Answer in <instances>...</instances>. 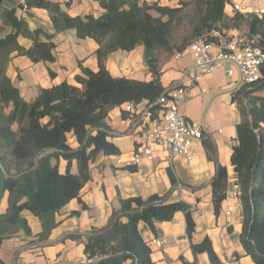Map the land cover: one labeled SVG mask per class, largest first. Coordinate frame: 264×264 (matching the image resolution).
<instances>
[{
  "label": "trees",
  "instance_id": "16d2710c",
  "mask_svg": "<svg viewBox=\"0 0 264 264\" xmlns=\"http://www.w3.org/2000/svg\"><path fill=\"white\" fill-rule=\"evenodd\" d=\"M96 1L103 15L72 18L50 1L26 0L28 8L49 12L53 34L38 31L29 35L15 11L4 13L5 26L12 32L0 38V205L9 194L7 212L0 214L1 242L20 233L31 235L22 216L24 211L41 221L38 241L48 240L57 227V213L72 200H80L81 191L91 180V163L101 154H120L108 141L109 110L130 102L155 101L164 90L163 67L177 52L185 51L195 40L213 41L209 37L213 31L243 27L264 51V16L237 13L230 18L225 13V0H179L180 7L174 9L140 0ZM69 30L76 31L80 39L97 42L99 69L91 71L81 65L82 73L75 77L74 84L64 82L42 89L35 100L26 102L6 74L12 53L27 56L34 63L53 62V38ZM22 34L34 39L31 49L19 46ZM40 35L47 41H40ZM140 46L144 47V60L153 80L112 77L107 70L108 57ZM234 101L243 109L231 156L245 217L240 238L254 263L264 264V71L262 79L242 88ZM71 137L78 144L76 148L70 144ZM61 160L67 164L65 173L59 170ZM75 163L77 173L72 171ZM212 187L215 210L219 212L228 190L227 168L218 165ZM178 212L186 213L187 232L192 236L195 223L186 204H165L159 196L121 199L109 226L94 229L87 236L85 254L102 258L95 264H123L129 260L133 264H151V251L139 233V224L146 223L155 230L156 223L171 222ZM193 250L207 251L212 264H220L208 239L193 245ZM0 264H4L1 259Z\"/></svg>",
  "mask_w": 264,
  "mask_h": 264
},
{
  "label": "crops",
  "instance_id": "0c3cea01",
  "mask_svg": "<svg viewBox=\"0 0 264 264\" xmlns=\"http://www.w3.org/2000/svg\"><path fill=\"white\" fill-rule=\"evenodd\" d=\"M47 1L59 5L72 18L87 15L100 17L104 14L96 0ZM140 1L173 9L180 7L179 0ZM225 1V13L230 18L237 13L245 15L233 10L235 4H241L251 11L264 8V0ZM5 11H15L29 35L38 31L54 33L47 10L28 8L26 0H0V38L12 32L10 27L5 26ZM228 33L249 38L247 27L230 30ZM38 39L47 41L44 35ZM53 42L55 59L50 63H34L17 52L11 55L6 74L28 103L35 100L42 89H50L64 82L74 84L75 77L82 73L81 65L91 71L99 69V45L95 40L80 39L76 31L69 30L56 34ZM18 44L29 50L34 45V39L22 34ZM192 64L189 54L184 53L180 57L174 55L163 67L161 84L163 89L174 83L187 87V99L182 106V113L193 122L207 125L205 138L193 146L194 158L188 160L185 157H173L166 148L157 147L153 160H145L139 166L118 169L115 166L116 156L99 155L90 165L91 180L81 191L80 200H72L57 213V227L46 242L38 241L42 232L40 219L30 211L22 213L31 229V235L20 233L14 238L0 241V259L4 264H80L87 257V236L94 229L109 226L112 215L120 209L121 199L139 197L146 200L151 196H159L165 204H186L195 223V231L189 236L185 212L176 213L171 222L156 223L155 230L141 222L138 230L150 248L151 264H212L207 251L193 250V245H200L207 239L220 264L224 261L231 264H255L241 243L240 237L245 225L241 199L231 195L233 184L237 181L231 156L237 144V125L243 119V109L234 101V85L239 79L238 73L235 71L234 76L229 77L230 68L227 66L202 77L198 86L190 87L191 79L186 72ZM106 65L114 78L140 82L153 80L144 60L142 46L130 52H114L108 57ZM126 104L110 109L106 120L108 141L119 149L118 156L123 158L133 154L143 136L141 130L132 125L131 115L125 112ZM70 144L73 148L78 146L73 137L70 138ZM218 165L227 168L228 190L219 212H216L212 183ZM66 166L65 161L59 162L61 173L66 172ZM72 171L77 173L76 163ZM8 198L9 194L6 193L0 205V214L7 212ZM230 209L232 212L228 215ZM155 240H165L166 244L157 248ZM123 264L133 262L129 260Z\"/></svg>",
  "mask_w": 264,
  "mask_h": 264
},
{
  "label": "built area",
  "instance_id": "2783aa9c",
  "mask_svg": "<svg viewBox=\"0 0 264 264\" xmlns=\"http://www.w3.org/2000/svg\"><path fill=\"white\" fill-rule=\"evenodd\" d=\"M233 10L246 16H264V8L251 11L249 8L235 4ZM208 42L206 38L193 41L183 52H177L176 57L184 53L190 55L193 64L187 75L191 79L190 87L198 86L199 80L213 74L216 70L229 67L228 76L238 73V81L234 85V95L246 86L258 83L263 77L264 51L256 45V38H243L228 32L213 31ZM188 88L182 84H171L165 88L158 98L141 103L126 104L125 112L131 115L132 125L143 134L137 143L133 154L127 158L116 156L115 166L127 169L139 166L145 160H153L155 148H166L173 157L194 158L193 146L205 138L208 131L206 123L198 124L182 113V106L187 99ZM43 156V155H42ZM231 195L241 199L242 191L238 180L233 184ZM232 209L229 210L230 215ZM165 240H155L154 245L162 248ZM102 258L86 257L80 264H95ZM222 264H231L224 261Z\"/></svg>",
  "mask_w": 264,
  "mask_h": 264
},
{
  "label": "rangeland",
  "instance_id": "374dc122",
  "mask_svg": "<svg viewBox=\"0 0 264 264\" xmlns=\"http://www.w3.org/2000/svg\"><path fill=\"white\" fill-rule=\"evenodd\" d=\"M8 112L10 111V109L7 110ZM14 129H17V125L14 127Z\"/></svg>",
  "mask_w": 264,
  "mask_h": 264
}]
</instances>
